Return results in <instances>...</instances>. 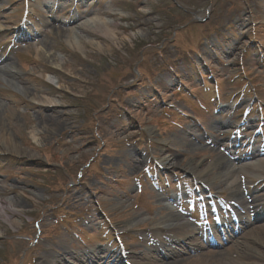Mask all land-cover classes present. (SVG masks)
Returning <instances> with one entry per match:
<instances>
[{
    "label": "rangeland",
    "instance_id": "rangeland-1",
    "mask_svg": "<svg viewBox=\"0 0 264 264\" xmlns=\"http://www.w3.org/2000/svg\"><path fill=\"white\" fill-rule=\"evenodd\" d=\"M92 20L107 23L89 33ZM2 63L18 82L0 77V134L12 141L0 140V189L17 216H0V264H37L41 250L53 264H86L59 247L113 248L116 262L106 264H145L148 239L162 262L264 264L263 253L246 250L230 262H200L173 243L180 256L168 257L166 232L153 231L156 180L168 195L203 199L201 211L234 197L225 184L204 186L191 166L264 154V0H0ZM43 104L54 113L40 115L34 107ZM171 139L177 145L159 143ZM162 155L176 162L164 166ZM238 180L245 200L264 197V170ZM259 209L244 216L250 227L236 228L235 241L216 238L206 249L250 247L242 236L264 225Z\"/></svg>",
    "mask_w": 264,
    "mask_h": 264
},
{
    "label": "bare ground",
    "instance_id": "bare-ground-1",
    "mask_svg": "<svg viewBox=\"0 0 264 264\" xmlns=\"http://www.w3.org/2000/svg\"><path fill=\"white\" fill-rule=\"evenodd\" d=\"M51 6H53V5H51ZM51 6H49V7H51ZM53 7H51V10L53 9ZM91 22H92L93 27H91L89 30H87V31H89V33L99 32V29H101L100 27L102 26V28H103L104 25H106V23H107V22H102L100 20H92ZM85 27L86 26L82 24V25L78 26L77 28H79L80 31H84L87 28V27L86 28ZM58 32L59 33L72 34L71 30H65V32H64V31H62L61 28L59 29ZM102 35L104 37H107L108 33L104 32V33H102ZM119 45L121 47L122 43H120ZM43 54L48 59H50L51 63H54V64L56 63L54 58L49 56V54H47L46 52H43ZM2 75L8 79V82H9V84H11V86L15 85V87H16L15 82L16 81L18 82V80H17V74L14 70V67H12L8 63H2L0 66V77L1 78H2ZM35 96H36V94H35ZM32 100L36 101L37 99H36V97H34V98H32ZM0 107H1V104H0ZM41 108H46V109H41ZM34 109L40 115H42L43 112L54 113V111H55L54 109H52L51 106L44 105V104L43 105H36V107H34ZM147 133L149 135H154V132L152 130H147ZM0 140L3 142V144L5 142H8V141L12 144V141L10 139H8V136H6L5 133L0 134ZM178 142H180V141H178ZM159 143H161L162 145H166L169 143L171 145L172 144L177 145V140H174V139L160 140ZM188 144L190 147H195V145H193L192 143H188ZM161 151H162V149H161ZM257 154H258V151L254 152V154H251V156H253V155L257 156ZM160 159H161L162 165H164V166H169L172 164V162L174 165V163L176 162V161H174L175 158L172 155H168V156L162 155V157ZM251 160H254V161H252L250 163L247 162L245 164H239L236 162L232 163V162H229V160H227L223 155L219 154V155H216V158L214 159V161L212 163L207 164V165H202L201 163H195L194 166H191L189 168V170H190V172H192L195 175L196 179L200 180L206 186L216 185V186L220 187L224 184L226 185V190L231 191V195L234 197L233 198L234 202L232 203V210L233 211L229 210L226 212L227 214L234 212L238 215V211L239 212L241 210L246 211L247 209L249 210V212L255 213V212H258V207L260 205H263L262 204L263 202L259 201L258 203H255V200H256L255 197L251 196L249 198L250 203L248 204L247 201L242 197V195L237 190V185H238V181H239L238 178L243 176V174L245 175V173H246L248 175L249 172H255V170H261V169L264 170V154L262 156H260V158H259V156H258V158L253 157ZM7 194H8V192L6 190H3V188L0 189V216L1 215H6L8 217H13V215L17 216L16 211H14L9 206V204L4 201L5 199H3ZM164 200H166L167 202H169L171 204L172 203L174 204V201H175L173 198L168 197V196H163L162 199L158 200L160 211H159L158 215L155 217L157 219L155 220L153 231L158 232L160 230H163L164 233L166 232L163 235V238L161 239L160 243L165 244V246H167V247L169 246L165 252L168 257L169 256H171V257L180 256V254L178 252H175L174 250H172L170 248L171 243H173V245L176 244V246L181 247L184 254L194 253L195 256L200 259V262H206V263L219 262L220 260H224L225 262H227L226 259H224V258H227V260H229V262H230L232 260L231 259L232 256L238 257L241 254H243L245 250L247 252L248 251L253 252L254 255H258L259 257H260V255L264 254V225L254 226L251 229H249V231L246 233V236H242V237H244L243 239L247 238L248 242L251 243L250 247H249L248 243L242 242V243H234L231 247H229V249H226L222 252L211 251V250L206 249L207 247H209L207 245L210 243V241L208 240V238L210 237L209 234L202 232V230H200V229H198V230L194 229L188 222H186L182 218V216H180L179 214L173 213L171 211V209H169L165 204H163L162 202H165ZM250 208L253 210L251 211ZM239 220H240L239 222L241 223V225L245 224L242 227V229H246V228L250 227L251 221H248L245 219L242 220V218H240ZM226 224H228L227 227H230V229L235 226L234 224L232 225V223H226ZM0 228H1V225H0ZM227 234H228V231H227L226 235ZM164 236H166V237H164ZM232 236L233 235L228 236L227 237L228 240H230L232 238ZM153 240H154V238L151 239V241H153ZM235 240H232L231 242H233ZM145 242L144 243L149 246V249H148L149 252L143 254V257H142V259H145V264H182L184 262L183 259H180V258H175L171 262H168V263L162 262L161 259H159L158 256H156L154 254V251L157 252L159 250V248L156 247V245L155 246L152 245V243L150 242V239L146 240ZM239 244H240V246H239ZM258 249H263V252L258 250ZM37 250L39 251L40 249H36V251ZM59 250L63 251L62 256H64V257L70 256L71 258L74 259V261L86 262V264H100V263L102 264V262H104V264H106L107 262H110L111 260H113L114 257H116V255H113L111 252H107V251L100 252V251H97L98 249H96L94 252L85 253V254L84 253L83 254L71 253L68 251L67 247H62V248L59 247ZM36 251H35V253H36ZM74 254H76V255H74ZM35 259L37 261V264H53L52 263L53 258L50 255L48 250H41L40 254H36ZM115 259L113 260L114 262H116ZM63 260L58 258V260H56L54 264H62Z\"/></svg>",
    "mask_w": 264,
    "mask_h": 264
}]
</instances>
